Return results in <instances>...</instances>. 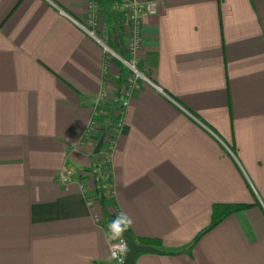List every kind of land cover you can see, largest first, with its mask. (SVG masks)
I'll list each match as a JSON object with an SVG mask.
<instances>
[{
    "label": "crops",
    "instance_id": "0c3cea01",
    "mask_svg": "<svg viewBox=\"0 0 264 264\" xmlns=\"http://www.w3.org/2000/svg\"><path fill=\"white\" fill-rule=\"evenodd\" d=\"M86 2L0 0V264H111L102 156L81 143L104 58L76 24ZM157 2L137 52L147 80L123 98L128 71L109 65L128 105L106 209L159 241L133 264H264V0ZM101 9L106 43L127 56L113 0ZM218 203L255 205L204 232Z\"/></svg>",
    "mask_w": 264,
    "mask_h": 264
},
{
    "label": "built area",
    "instance_id": "2783aa9c",
    "mask_svg": "<svg viewBox=\"0 0 264 264\" xmlns=\"http://www.w3.org/2000/svg\"><path fill=\"white\" fill-rule=\"evenodd\" d=\"M101 3L102 0H87L85 20L82 22L76 21V24L101 46L104 54L101 66L100 89L92 107V118L84 130L81 143H97L101 132L104 131L105 133L103 144L98 153L102 157L97 175L103 180L101 185L102 194L108 204L113 202L114 197L110 186V160L115 147L116 136L124 118V111L128 105L126 99L118 102L116 97H114L115 91L113 90L109 65L115 60L128 71L124 85L119 90V96H123V98L128 96L132 89L139 87L140 80H147L137 66V52L142 47L144 38L142 19L157 13L158 2L157 0H113V8L118 14L117 25L126 35L127 56H122L113 50L105 41L107 33ZM112 98L116 107L114 108V113L106 119V129L102 130L96 119ZM69 173L70 171L67 167L61 168L59 178L62 183L69 180ZM81 187L84 194L89 192L85 183ZM87 204H93L91 197H87ZM106 229L109 237L110 263L122 264L125 259L127 244L120 234L114 236L107 226Z\"/></svg>",
    "mask_w": 264,
    "mask_h": 264
},
{
    "label": "trees",
    "instance_id": "16d2710c",
    "mask_svg": "<svg viewBox=\"0 0 264 264\" xmlns=\"http://www.w3.org/2000/svg\"><path fill=\"white\" fill-rule=\"evenodd\" d=\"M100 118V117H99ZM101 129L105 130L107 127V120L102 118L101 120L98 121ZM97 174V172H95ZM95 190L99 195V198L103 204V206L106 208L107 202L103 198L102 194V189L101 185L103 183V180L101 177H98V175L95 177ZM255 205V203H218L213 205V210H212V221L211 223L205 228L204 232H207L211 228H213L215 225H217L219 222H221L225 217L228 215L244 210L246 208H249L251 206ZM115 220L118 217L116 214H110ZM105 224L107 228H109V225L112 223L105 219ZM130 237L134 240V242L139 243V244H144V245H149V246H158L159 241L157 239H152V238H146V237H136L132 231L129 229V227L125 228Z\"/></svg>",
    "mask_w": 264,
    "mask_h": 264
},
{
    "label": "water",
    "instance_id": "95a60500",
    "mask_svg": "<svg viewBox=\"0 0 264 264\" xmlns=\"http://www.w3.org/2000/svg\"><path fill=\"white\" fill-rule=\"evenodd\" d=\"M104 135H105V133H104V131H102L101 135H100V137H99V139H98V141L94 147V150H93L94 154L99 153L100 148H101L103 141H104ZM104 213H105V216L109 222L112 223L115 220L110 215V213L108 212V210L105 207H104ZM119 234L123 237V239L125 240V242L127 244V248L125 251V259H124L122 264H133L135 256L138 253L156 251V248H154L153 246L139 244V243L134 242V240L130 237V235L128 234V232L126 231L125 228Z\"/></svg>",
    "mask_w": 264,
    "mask_h": 264
},
{
    "label": "clouds",
    "instance_id": "9594fccd",
    "mask_svg": "<svg viewBox=\"0 0 264 264\" xmlns=\"http://www.w3.org/2000/svg\"><path fill=\"white\" fill-rule=\"evenodd\" d=\"M132 223L131 218H129L126 214L121 213L118 215L116 220L109 225V231L113 233L114 236H118L124 228L130 226Z\"/></svg>",
    "mask_w": 264,
    "mask_h": 264
},
{
    "label": "rangeland",
    "instance_id": "374dc122",
    "mask_svg": "<svg viewBox=\"0 0 264 264\" xmlns=\"http://www.w3.org/2000/svg\"><path fill=\"white\" fill-rule=\"evenodd\" d=\"M97 155V154H96Z\"/></svg>",
    "mask_w": 264,
    "mask_h": 264
}]
</instances>
